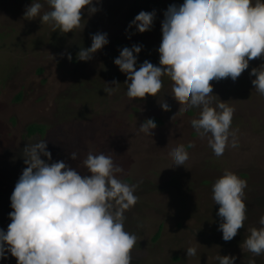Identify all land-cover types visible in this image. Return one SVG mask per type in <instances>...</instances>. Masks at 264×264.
<instances>
[{"label": "rangeland", "instance_id": "374dc122", "mask_svg": "<svg viewBox=\"0 0 264 264\" xmlns=\"http://www.w3.org/2000/svg\"><path fill=\"white\" fill-rule=\"evenodd\" d=\"M39 2L44 4L41 15L50 10L45 0ZM31 3L0 0V229L7 232L11 223L10 197L26 167L23 148L46 140L51 162L64 161L86 175L82 162L89 152L103 153L124 169L118 174L123 182L139 184L134 193L139 200L125 212V231L137 236L132 264H219L218 255L236 256L234 264L250 260L264 264V253L254 256L242 247L249 230L259 229L264 216V96L252 84L256 77L250 75L264 58L249 61L236 81L229 77L210 82L211 106L221 101L235 109L230 130L238 139L237 148H227L216 157L208 137L200 138L191 125L200 108L178 113L180 105L172 96L169 77H162L157 97L129 99L126 74L114 64L122 48L142 45L137 69L145 60L159 66L164 12L184 0H100L99 4L93 0L99 10L91 16L85 11L84 28L67 34L53 32L39 17L24 18ZM153 10L151 30L139 33L134 25L128 27L141 11ZM97 32L107 33L109 43L91 60H78L77 53L91 46V36ZM113 80L119 82V89L109 96L104 89L106 83L114 87ZM19 92L22 96L17 99ZM158 100H165L171 111H163ZM153 117L160 119L153 135L138 132ZM31 123L44 127L42 136L26 135ZM189 143L195 147L187 148ZM181 144L189 160L174 166L169 153ZM72 152L77 153L76 160L70 158ZM225 170L247 181V218L228 242L218 230L223 221L217 215L220 205L212 198V186ZM159 225V236L153 240ZM189 247L196 248L195 256H187ZM6 256L0 264H17L10 253Z\"/></svg>", "mask_w": 264, "mask_h": 264}, {"label": "clouds", "instance_id": "9594fccd", "mask_svg": "<svg viewBox=\"0 0 264 264\" xmlns=\"http://www.w3.org/2000/svg\"><path fill=\"white\" fill-rule=\"evenodd\" d=\"M45 2L50 10L41 15L44 4L32 0L24 18L39 17L53 32L58 29L64 34L84 28L85 11L91 16L99 10L93 0ZM155 16V10L141 11L128 27L134 25L139 33L149 31ZM161 31L159 66L145 60L137 69L142 45L122 48L114 60L126 74L127 96L140 100L157 97L162 77L167 76L172 81V96L180 105L178 113L200 108L199 118L192 119L191 125L200 138L208 137L215 156H222L227 148H237L236 131L230 130L235 109L221 101L211 106L210 82L229 77L236 81L249 68V61L264 58V0H184L182 5H169ZM91 39V46L77 53L78 60H91L109 43L107 33L97 32ZM67 58L72 60L70 53ZM250 75L256 77L252 84L264 96V64L253 68ZM110 83L114 87L106 83L104 89L109 96L119 89L118 81ZM158 103L163 111H171L165 100ZM156 127L153 119H146L138 132L152 136ZM193 147L194 143L187 145ZM169 155L174 166L189 160L183 144ZM22 156L26 167L10 197L11 223L7 232L0 229V258L10 253L17 264H132L137 236L125 231V212L137 204L139 197L134 193L139 184L123 182L118 176L124 172L122 167L110 156L89 152L82 162L88 174L81 175L64 161L51 162L46 140L27 144ZM70 158L76 160L77 153H70ZM246 188L247 181L228 170L212 186V198L220 205L217 215L223 221L218 230L226 242L244 227ZM259 224V229L249 230L242 245L254 256L264 253V216ZM186 253L195 256L196 248L189 247ZM216 259L219 264H234L237 257L218 255Z\"/></svg>", "mask_w": 264, "mask_h": 264}, {"label": "trees", "instance_id": "16d2710c", "mask_svg": "<svg viewBox=\"0 0 264 264\" xmlns=\"http://www.w3.org/2000/svg\"><path fill=\"white\" fill-rule=\"evenodd\" d=\"M41 70V69H39ZM22 96V93L19 92L17 94V99H19L20 97ZM192 113V111H190ZM150 119H153L155 121L156 124H160V119L156 118V117H153V118H150ZM26 135L29 137L35 135V134H38V136H42L43 132H44V127L40 124H36V123H31L27 126L26 128ZM243 176L245 177V173L243 174ZM160 230H161V226L159 225L157 231L155 232V234L153 235L152 239L155 240L158 238L159 236V233H160Z\"/></svg>", "mask_w": 264, "mask_h": 264}]
</instances>
